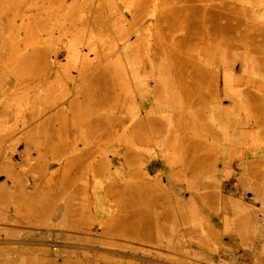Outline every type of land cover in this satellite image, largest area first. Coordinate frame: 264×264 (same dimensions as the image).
I'll list each match as a JSON object with an SVG mask.
<instances>
[{"label": "rangeland", "instance_id": "1", "mask_svg": "<svg viewBox=\"0 0 264 264\" xmlns=\"http://www.w3.org/2000/svg\"><path fill=\"white\" fill-rule=\"evenodd\" d=\"M0 180V264H262L264 0H0Z\"/></svg>", "mask_w": 264, "mask_h": 264}, {"label": "bare ground", "instance_id": "2", "mask_svg": "<svg viewBox=\"0 0 264 264\" xmlns=\"http://www.w3.org/2000/svg\"><path fill=\"white\" fill-rule=\"evenodd\" d=\"M51 31V30H50ZM87 45V44H86ZM66 48V47H65ZM77 50V49H76ZM58 51H59V49H58ZM84 52V51H83ZM58 54L59 53H57V54H55V51H53V53H52V55L51 56H49V60L50 59H52L53 61H55V59H57L58 57ZM83 56V55H82ZM77 57V56H76ZM82 58V57H81ZM80 61V60H79ZM49 62H52V61H49ZM83 62V61H82ZM53 64V63H52ZM81 64V63H80ZM81 66V65H80ZM47 73H48V70H47V72H43V75H42V77H39V78H43V77H45L46 75H47ZM39 75V74H38ZM227 75H229V74H227ZM37 82H39L38 84H39V86L40 85H45L44 83H42V81H39V80H37ZM139 82V81H138ZM232 82V81H231ZM140 85V84H139ZM46 87H47V85H45ZM228 87H229V85H227ZM141 88V87H140ZM146 89V88H145ZM224 89V88H223ZM70 90V89H69ZM142 90V89H141ZM140 93V92H139ZM229 93V92H228ZM231 94V93H230ZM232 95H234V94H232ZM235 95H238V94H235ZM241 95V94H240ZM239 96V95H238ZM70 95H69V93H68V91L67 92H64L63 93V95H62V101L61 102H59V103H56L57 105H55V107H60L62 104H63V102H65V101H69L68 99H70ZM236 97V96H235ZM240 98V97H239ZM235 99V98H234ZM56 100V99H55ZM235 100H237V98L235 99ZM240 100V99H239ZM233 101V100H232ZM55 102V101H54ZM239 102V101H238ZM217 103V102H216ZM219 103V102H218ZM215 104V103H214ZM220 104V103H219ZM140 106V105H139ZM150 106V105H149ZM54 107V106H53ZM200 107V106H199ZM202 107V106H201ZM211 107V106H210ZM228 107V106H227ZM231 107V106H230ZM212 108H213V106H212ZM216 108V107H215ZM222 108V107H221ZM226 108V107H225ZM240 108V107H239ZM198 109V108H197ZM184 110V109H183ZM214 110V109H213ZM243 110V109H242ZM52 111V110H51ZM69 111V110H68ZM180 111H181V109H180ZM212 111V110H211ZM239 111V110H238ZM237 111V112H238ZM38 112H40V109H38ZM66 112V111H65ZM200 112H201V110H200ZM214 112V111H213ZM218 112V111H217ZM235 110H224V111H221L220 112V114L218 115V118L216 117V121H217V123H216V125L218 126L217 128L219 129L218 131H219V142H218V145H217V143H216V147L218 148V156L216 157V159H215V168H214V170H213V172H219V173H221V172H224V169H225V159H224V155L225 154H227V152H228V149H229V147H230V145H231V141H232V135H233V132L235 131V130H239L240 131V139H241V141H240V143H241V145H242V140H244L249 134V132H248V130H249V128H247V125L245 124V122H241L240 121V118H241V116H239L240 115V113L238 114ZM240 112V111H239ZM17 113V112H16ZM19 113V112H18ZM49 113V112H48ZM142 114H143V112H142ZM36 115V114H35ZM210 115V114H209ZM37 116H38V114H37ZM45 116V115H44ZM204 116V115H203ZM142 117H144V116H142ZM154 117V116H153ZM172 117V116H171ZM207 117V116H206ZM39 118V117H38ZM210 118V117H209ZM246 119H247V117H246ZM145 120V119H144ZM209 120V119H208ZM213 120V119H212ZM38 121V120H37ZM201 121V120H200ZM30 122H31V120H30ZM214 123V122H213ZM247 123V122H246ZM145 124H147V123H145ZM213 125H215V124H213ZM215 125V126H216ZM24 126H25V124H24ZM15 127V126H14ZM147 127V126H146ZM216 128V129H217ZM148 129V128H147ZM149 132V131H148ZM28 137V136H27ZM152 138V137H151ZM154 138V137H153ZM178 145V144H177ZM244 150V149H243ZM183 156V155H182ZM184 159V158H183ZM182 161V160H181ZM201 164V163H200ZM202 169V168H201ZM205 169V168H204ZM185 171V170H184ZM202 172V171H201ZM203 173V172H202ZM226 174V173H225ZM197 175V174H196ZM198 176V175H197ZM204 176V175H203ZM202 176V177H203ZM186 177V176H185ZM193 178H194V176H193ZM187 179V178H186ZM1 181V180H0ZM198 181V180H197ZM191 183V182H190ZM217 183H219V182H217ZM190 185V184H189ZM188 186V185H187ZM194 187V186H193ZM200 187V186H199ZM198 188V187H197ZM198 190V189H197ZM205 190V189H204ZM195 193H196V191H195ZM203 193V192H202ZM12 200V199H11ZM184 201V200H183ZM186 201V205L187 206H189V207H191V205L189 204V202L187 201V200H185ZM238 202V201H237ZM207 203V202H206ZM182 204H183V202H182ZM238 205V204H237ZM241 203H239V206H237V207H241ZM254 205V204H253ZM246 206V205H245ZM223 207V206H222ZM193 208V207H192ZM224 209V208H223ZM253 209L254 210H260L259 208H258V206H256V205H254L253 206ZM238 210V209H237ZM256 210V211H257ZM261 213L260 214H258V221L256 222V224L258 225V230L262 233L263 231H264V210L262 211H260ZM237 214V213H236ZM255 215V214H254ZM190 217V216H189ZM204 219V218H203ZM187 220H188V218H187ZM247 220V219H246ZM249 220V219H248ZM203 221V220H202ZM200 222V221H199ZM185 223V222H184ZM253 225V224H252ZM204 229V228H203ZM202 231V230H201ZM199 232V231H198ZM259 232V233H260ZM181 235H183V234H181ZM185 235V234H184ZM197 235V234H196ZM200 236H202V235H200ZM185 239H186V237H185ZM206 239V238H205ZM203 241V240H202ZM197 242V241H196ZM11 243V242H10ZM13 244V243H12ZM11 244V245H12ZM193 249V248H192ZM58 250V249H57ZM186 252H188V250L186 251ZM15 253V252H14ZM189 255H191V256H193L194 257V260H196V259H198L199 258V253L198 252H190V253H188ZM7 256V255H6ZM190 256V257H191ZM12 260H11V262L10 263H5V264H19V261H18V258H17V255H15V254H12ZM202 258V257H201ZM201 258H199V259H201ZM8 259V258H7ZM20 259V258H19ZM193 260V261H194ZM199 262V261H198ZM262 264H264V258L262 259ZM163 263V262H162ZM189 264V263H188Z\"/></svg>", "mask_w": 264, "mask_h": 264}]
</instances>
